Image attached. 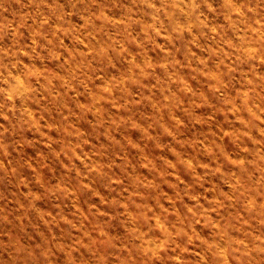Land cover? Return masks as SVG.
<instances>
[{
    "label": "rangeland",
    "instance_id": "1",
    "mask_svg": "<svg viewBox=\"0 0 264 264\" xmlns=\"http://www.w3.org/2000/svg\"><path fill=\"white\" fill-rule=\"evenodd\" d=\"M191 2L0 0V70L19 59L64 73L49 50L32 52L34 40L46 44L38 33L51 37L57 27L64 56L83 49L77 37L88 32L96 49L124 40L125 55L144 65L141 72L116 51L86 59L74 95L57 94L58 78L34 81L15 101L0 85V264H264V252L244 255L264 237V56L237 53L229 72L216 51L224 41L240 45L256 17L232 22L224 0H195L206 26L175 31L195 16L166 13ZM233 2L264 16V0ZM86 4L105 18L85 28ZM20 49L31 54L6 55ZM104 84L112 92L100 99ZM193 197L224 204L197 222L187 215ZM155 216L189 234L166 236ZM213 245L229 251L218 257Z\"/></svg>",
    "mask_w": 264,
    "mask_h": 264
},
{
    "label": "clouds",
    "instance_id": "2",
    "mask_svg": "<svg viewBox=\"0 0 264 264\" xmlns=\"http://www.w3.org/2000/svg\"><path fill=\"white\" fill-rule=\"evenodd\" d=\"M148 6L154 9L156 12L164 10V5H157L156 3H151ZM72 7L75 8L76 5L74 4ZM171 7L173 11H169L166 13L169 19H171L175 15L176 11H179L180 13L186 16H195L194 21L189 24L183 25L182 27H177L176 29H174L175 31L181 33H192L194 27L198 25L206 26L204 24V21L200 19L201 13L199 9L201 5L199 3H196L195 0H193V2L191 3H185L183 6L178 3L172 4ZM221 7L225 19L232 22H235V19L248 18L250 16L256 17L254 23L248 25L245 29V31L250 33V35L240 37L242 41L240 45H236L231 41H224L223 45H221L220 48L216 49L218 53L223 52V55L227 60L225 67L228 69L229 72H232L238 70L236 61L240 59V55H237V53L241 55L255 54L256 56H264V16H262L258 11L257 5H237L233 2V0H224V3ZM207 8L211 12L216 11V8L211 3H207ZM91 9L92 4L85 5L84 11L90 13L89 16L85 17V28L92 21L93 18H105V14L102 8L99 12H93L91 11ZM150 27H152L153 31L156 33L157 36L166 35V32L162 31V26L157 27L155 24H153ZM64 31L65 29L57 27L52 30L51 37H49L46 33H38V35L44 36L46 44L40 45L37 41L34 40L32 47V52L36 53L37 55H39V52H37V48L49 50L51 55L65 66L66 71L64 73H57L49 71L48 69H41L37 66H29L28 64H25L22 60L19 59H17L11 64H4L2 66V70H0V85L4 86L2 90L6 94L7 99L9 101H15L17 98L31 92L32 84L34 81H38L40 83L47 81L51 84L57 78L61 81V87L64 90L63 93L58 92L57 94L74 95L77 91V88L83 83H85V81L81 78V69L82 65H84L85 63V60L100 55L101 53H103L106 58L111 59L112 52L116 51L120 55L125 56L126 59H129L136 69L143 72L144 65L135 61L133 58L127 57L125 55L127 53V44L124 40L113 38L112 42L107 48L96 49L93 46L91 40L89 39L90 35L92 34L88 32H84L77 37L80 44L83 45V49L77 51L68 50V55L64 56L63 52L55 51V49L57 48V42L62 43V40L57 35V33H61ZM211 31L213 32L214 37L219 36L221 37V39H223V34L219 28L212 27ZM92 39H95V37L92 36ZM229 49L232 50L231 54L229 52ZM30 54L31 53L25 51L24 49H20L11 53H6V55H11L14 57L18 55ZM95 78L100 77L97 76ZM220 83L226 84L227 82L221 81ZM112 88L113 86L111 84H104L102 86V95L100 99H105L107 95L112 92ZM217 91H219V86L217 87ZM69 110H71L70 106ZM32 120L35 121L36 117L33 116ZM261 159H264V157H261ZM193 199L195 200V203L190 207H187V215L194 217L197 222L211 221V213L218 212L224 204L223 200L216 199L215 201L210 202L213 204L212 207H206L205 204L201 202V198L193 197ZM163 210L165 213H168L170 211H177V209L175 208L169 209L167 207H165ZM153 219L156 226L161 231H163L166 236H179L181 234H189L186 228H178L177 231L173 233L171 229H169V227L163 222L160 216H155L153 217ZM256 239L260 241V243L256 246L255 249H248L247 252L244 253V255H251L252 251L264 252V237L258 236L256 237ZM165 243H167V241H165ZM237 243L243 244L244 242L238 241ZM212 247H215L217 249L215 254L218 257H225L226 253L229 251V248L221 249L215 245H213ZM245 247L247 248V245H245ZM143 248L145 254L147 255H152L156 251V249H154L147 241L144 242ZM231 251H239V249H231ZM177 260L179 262V258H177ZM223 264H228L226 259L223 260Z\"/></svg>",
    "mask_w": 264,
    "mask_h": 264
}]
</instances>
